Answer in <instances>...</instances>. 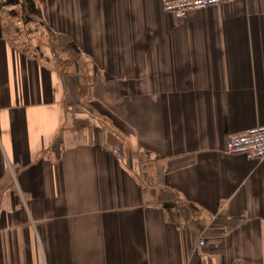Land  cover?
<instances>
[{"label": "crops", "instance_id": "obj_1", "mask_svg": "<svg viewBox=\"0 0 264 264\" xmlns=\"http://www.w3.org/2000/svg\"><path fill=\"white\" fill-rule=\"evenodd\" d=\"M260 126L264 0H0V264H264Z\"/></svg>", "mask_w": 264, "mask_h": 264}, {"label": "built area", "instance_id": "obj_2", "mask_svg": "<svg viewBox=\"0 0 264 264\" xmlns=\"http://www.w3.org/2000/svg\"><path fill=\"white\" fill-rule=\"evenodd\" d=\"M246 0H161L164 11L176 19L189 14ZM226 152L233 156H243L248 160H264V126L256 127L245 134L229 138Z\"/></svg>", "mask_w": 264, "mask_h": 264}, {"label": "rangeland", "instance_id": "obj_3", "mask_svg": "<svg viewBox=\"0 0 264 264\" xmlns=\"http://www.w3.org/2000/svg\"><path fill=\"white\" fill-rule=\"evenodd\" d=\"M93 115H94V114H93ZM93 115L91 114L92 117H94Z\"/></svg>", "mask_w": 264, "mask_h": 264}]
</instances>
